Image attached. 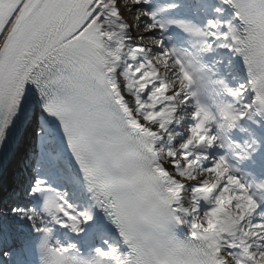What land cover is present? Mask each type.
I'll list each match as a JSON object with an SVG mask.
<instances>
[{"label":"snow or ice","instance_id":"snow-or-ice-1","mask_svg":"<svg viewBox=\"0 0 264 264\" xmlns=\"http://www.w3.org/2000/svg\"><path fill=\"white\" fill-rule=\"evenodd\" d=\"M0 264H264V0H0Z\"/></svg>","mask_w":264,"mask_h":264}]
</instances>
